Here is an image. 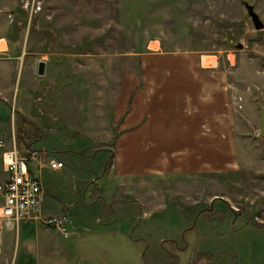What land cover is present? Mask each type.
<instances>
[{
  "label": "rangeland",
  "instance_id": "374dc122",
  "mask_svg": "<svg viewBox=\"0 0 264 264\" xmlns=\"http://www.w3.org/2000/svg\"><path fill=\"white\" fill-rule=\"evenodd\" d=\"M245 4L264 26V0H0V36L17 51L23 49L14 102L27 104L42 123L30 152L45 151L46 158L60 159L70 151L65 180L60 182L54 173L44 177L55 188L75 186L79 193V177L86 169L102 174L110 154L99 153L103 145L93 142L118 136L117 128L106 131L103 126L112 118L106 111H112L124 78L136 81L138 61L149 54L148 47L217 62L228 84L235 171L210 174L202 196L195 177L181 180L182 188L171 180V194H164L154 214L143 216L131 203L130 219L119 217L109 227L103 221L108 228L99 225L95 233L91 229L94 239L105 231L111 241L105 248L123 254L129 264H174L177 255L179 264H185L200 252L212 256L198 257L205 264H264V28L254 29ZM43 59L53 67L49 64L47 76L31 83L26 65ZM128 94L120 105L131 111L135 86ZM40 104L46 105L47 114ZM99 111L104 113L92 117ZM37 127L33 123L22 129L32 133ZM124 134L131 138L135 132ZM19 148L27 154L26 147ZM125 236L131 239L127 244Z\"/></svg>",
  "mask_w": 264,
  "mask_h": 264
},
{
  "label": "crops",
  "instance_id": "0c3cea01",
  "mask_svg": "<svg viewBox=\"0 0 264 264\" xmlns=\"http://www.w3.org/2000/svg\"><path fill=\"white\" fill-rule=\"evenodd\" d=\"M1 42L4 48H0V141L5 148L15 144L21 152L19 147H25L16 137V114L30 124H36L39 131L42 123L30 114L27 104L14 102V85L20 72L23 49L12 48L6 37L0 36ZM148 51L149 54L138 61L136 81H130L126 76L118 87L112 111H106V115L112 118L106 119L103 126L106 131L117 128L118 136L115 139L110 137L109 141L93 142L105 147L100 148L99 153L110 154L101 165L104 170L100 176H94L86 169L79 177L80 191L77 193L75 186L55 188L45 179L49 173H54L60 177V182L65 180L68 171L65 158L70 151L63 152L64 157L60 159H48L45 151H36V159L31 161L30 171L38 177L43 192L41 215L44 218L66 217L68 238L31 221L21 222L18 227L0 221V264H129L123 254L105 248L111 243L106 241L105 231L99 232L100 237L94 239L92 230L98 232L97 227L103 221L105 225H115L119 217L130 219L131 203L143 216L154 214L162 205L164 194H171V180L174 186L181 187V180L195 177L200 181L197 190L202 196L203 187L207 191L205 187L210 174L221 176L235 171L233 109L228 99V84L217 62L204 63L203 59L198 60L193 55L188 58L185 54H163L159 46L148 47ZM39 62H44L42 76L37 75ZM49 64L52 68L53 63L45 59L32 64L28 62V81L33 83L47 76ZM53 78L49 79L51 84ZM134 86L132 110L127 111L120 102L123 93H126L125 100ZM38 106L41 112L48 113L46 105ZM102 112L94 113L92 117L101 116ZM131 129L135 134L129 138L124 133ZM24 151L30 152L28 149ZM49 160L62 163L64 168L50 169ZM41 171L45 176H40ZM203 179L206 180L204 185ZM5 180L0 149V182ZM88 190L93 195L91 203L87 202ZM105 214L107 218L103 217ZM105 225L101 227H109ZM123 240L127 244L131 239L125 236ZM98 241L101 244L96 248ZM65 243L75 245L74 250L72 245L68 247ZM199 256L205 258L211 254L191 255L185 264H205L198 260ZM95 258L103 263H97ZM174 264H179L178 255Z\"/></svg>",
  "mask_w": 264,
  "mask_h": 264
},
{
  "label": "built area",
  "instance_id": "2783aa9c",
  "mask_svg": "<svg viewBox=\"0 0 264 264\" xmlns=\"http://www.w3.org/2000/svg\"><path fill=\"white\" fill-rule=\"evenodd\" d=\"M2 164L6 180L0 182V221L9 226L18 227L21 222L31 221L54 229L64 238H68V221L64 216L44 218L41 215L43 192L38 178L31 173V161L36 159V152L22 154L15 144L5 148L0 141ZM48 167L60 170L64 165L49 160Z\"/></svg>",
  "mask_w": 264,
  "mask_h": 264
},
{
  "label": "trees",
  "instance_id": "16d2710c",
  "mask_svg": "<svg viewBox=\"0 0 264 264\" xmlns=\"http://www.w3.org/2000/svg\"><path fill=\"white\" fill-rule=\"evenodd\" d=\"M19 118V121H16V134L19 137L22 144L29 150H34V143L40 138V131L34 130L32 133L27 132L25 129H22L25 125H31L25 118L16 114V119Z\"/></svg>",
  "mask_w": 264,
  "mask_h": 264
},
{
  "label": "water",
  "instance_id": "95a60500",
  "mask_svg": "<svg viewBox=\"0 0 264 264\" xmlns=\"http://www.w3.org/2000/svg\"><path fill=\"white\" fill-rule=\"evenodd\" d=\"M247 14L251 18L254 29L256 31H260L264 28L263 24L258 19V16L254 13L251 6L245 4ZM44 74V62H39L37 66V75L42 76ZM260 119H261V131L260 133L264 135V108L260 111Z\"/></svg>",
  "mask_w": 264,
  "mask_h": 264
},
{
  "label": "bare ground",
  "instance_id": "6f19581e",
  "mask_svg": "<svg viewBox=\"0 0 264 264\" xmlns=\"http://www.w3.org/2000/svg\"><path fill=\"white\" fill-rule=\"evenodd\" d=\"M1 44V43H0Z\"/></svg>",
  "mask_w": 264,
  "mask_h": 264
}]
</instances>
